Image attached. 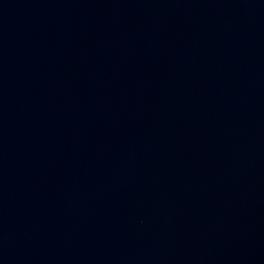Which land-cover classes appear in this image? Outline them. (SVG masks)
Listing matches in <instances>:
<instances>
[{
	"label": "water",
	"instance_id": "water-1",
	"mask_svg": "<svg viewBox=\"0 0 264 264\" xmlns=\"http://www.w3.org/2000/svg\"><path fill=\"white\" fill-rule=\"evenodd\" d=\"M0 264H264V0H0Z\"/></svg>",
	"mask_w": 264,
	"mask_h": 264
}]
</instances>
